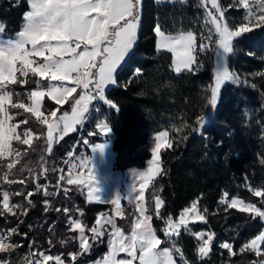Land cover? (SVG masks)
Returning a JSON list of instances; mask_svg holds the SVG:
<instances>
[{
	"label": "trees",
	"instance_id": "trees-1",
	"mask_svg": "<svg viewBox=\"0 0 264 264\" xmlns=\"http://www.w3.org/2000/svg\"><path fill=\"white\" fill-rule=\"evenodd\" d=\"M201 2L143 0L138 44L127 59L126 67L118 71L116 85L105 90V99L111 100L119 111L104 101H97L95 111H89L83 126L54 143L51 151L46 143V125L33 115L23 118L31 122L28 126L34 128V135L30 145L14 140L13 147L21 155L13 159L17 163L9 180L17 183L5 181L13 192L24 193L23 196L15 194L13 199V204L23 207L14 209L16 215L0 216V231L18 228L12 243L15 245L13 252L22 264L25 260L30 264L27 259L32 244L64 242V236H68L66 219L69 216L81 218L88 229L95 226L99 214L114 216L112 203L90 201L79 186L59 180L65 174L63 163L68 154L76 151L90 131L96 133L97 125L103 120L116 140L114 166L118 169L144 167L152 157L150 137L163 130L170 132L172 146L162 151L161 178L157 180V184H162L164 204L161 214L165 218L176 216L197 201L207 221L193 222L191 233L181 231L177 236L178 247L187 264L264 262V242L259 256L245 249L264 230V221L221 204L222 199L230 201L236 197L245 201L257 198L264 203V197L254 195L255 190L264 191V75H257L264 73V27H253L252 31L233 38L234 51L228 56V66L241 83L228 81L224 84L213 122L198 133L197 118L207 113L211 98L218 39L207 15L209 9L202 7ZM258 4L259 1H255L254 8ZM219 5L229 27L234 30L232 26L235 25L236 29L247 9L236 5L235 0H219ZM29 10L27 0H0V23L8 37L16 36L22 30L24 14ZM157 26L166 34L191 31L196 35L193 71L176 73L173 54L157 50ZM201 44L206 47L201 48ZM73 97L75 95L66 102L70 109ZM94 140L101 141V137L94 136ZM9 160L8 157L0 159L2 181ZM20 180L24 183H19ZM37 183L48 187L37 191ZM45 191L54 194L45 196ZM64 208L69 212H63ZM155 223L166 226L162 219ZM108 229L111 231V226ZM196 232L214 233L209 254L203 259L198 253L200 241L194 235ZM226 242L232 244L231 252L221 248L220 245ZM97 245L96 252L93 255L91 252L80 262L91 264L103 257L108 251L106 236L97 240L91 250ZM176 258L182 264L179 255L176 254Z\"/></svg>",
	"mask_w": 264,
	"mask_h": 264
},
{
	"label": "snow or ice",
	"instance_id": "snow-or-ice-1",
	"mask_svg": "<svg viewBox=\"0 0 264 264\" xmlns=\"http://www.w3.org/2000/svg\"><path fill=\"white\" fill-rule=\"evenodd\" d=\"M208 0H202L201 6H206ZM31 10L24 14V24L22 30L15 36L4 38L3 25H0V158L21 155V152L13 147L12 140L18 141L22 145H30V140L34 135V128L29 127L30 121L23 119L21 124L25 125L17 133V125L8 126L9 120L13 117L9 114L8 105L13 109H22L24 113H31L37 121L46 125V143L48 151H51L53 141L63 138L69 132L76 131V125H80L85 119V114L89 112V105L92 101H104L112 109L119 111L117 106L111 101L105 99V88L107 85L116 84L117 70H123L127 65L126 57L130 58V53L137 41V29L140 24L141 0H27ZM211 6L219 16L214 15L211 11L207 13L210 22L215 27V33L218 36L216 40V57L217 66L215 70V82L211 87V98L208 101L211 109H216L218 97L221 94V85L230 81L233 84L241 83L240 78L229 71L226 63L227 55L233 53V38L241 37L242 34L252 31L253 27H264V0H260V14L256 15L250 6L249 0H235L236 5H242L247 9V14L241 21L239 29L230 30L228 24L223 23L224 14L221 11L217 0H210ZM18 6V5H17ZM255 20L256 23L249 27V24ZM247 21L248 23H244ZM158 37L161 38L158 47L166 48L174 54L173 67L176 73L183 70L193 71V65L196 63V57L193 54L196 51V36L193 32L188 31L178 36H166L160 26L155 28ZM211 33V30H209ZM211 39V34H209ZM31 47H28V46ZM206 45L201 44V48ZM31 57H41L43 62H37ZM67 57V58H65ZM95 69L96 71H93ZM139 71V70H137ZM19 73V77L17 76ZM32 77L43 78L49 81L45 86L41 80L23 79ZM264 75V73H257ZM71 82L75 86H67L64 82ZM51 82H60L54 84ZM34 83L36 90L27 92L26 98L31 104H26L20 99L21 94L11 89L10 85ZM91 86V87H90ZM46 90H43L45 89ZM77 87L82 88V93L78 98L73 97L71 104V113L62 111L57 115L58 109L44 111L41 110L42 102L45 96L55 101L56 105H63L76 93ZM255 88V85H252ZM14 97L16 99L14 100ZM45 112H49L51 118L49 121ZM22 115V113H17ZM212 112L200 115L197 123L203 127L205 124L212 123ZM101 133L108 134L111 132L108 123L98 124ZM44 133L41 132V135ZM186 138V137H185ZM155 148L153 149V167L149 168L147 173H134L140 177V195L139 200L143 201V189L146 187L148 180L160 172L159 152L162 147H171L168 141V132L162 131L155 138ZM85 143H88L85 141ZM95 149L103 154L105 145H96ZM24 155H27L25 152ZM69 157L72 153L68 154ZM43 159V158H42ZM79 167L87 168L89 160L80 158ZM17 161L12 160L7 163L8 171L4 172L2 179L10 184L17 183L16 180H9V174L15 167ZM70 164L69 175H61L60 181H66L68 185H84L89 188L88 198L104 202H112L116 205L117 215H121L120 196L114 200H102L98 195L99 189L96 183V177L89 172L85 177L76 171L77 165L71 161H65ZM264 163V161H262ZM55 171V169L53 170ZM71 173H75L72 175ZM38 179V177H36ZM19 183H24L20 180ZM47 185L36 184L37 191L47 189ZM59 187V185H57ZM67 193V189L64 190ZM16 195L23 196V192H17ZM54 193L45 191V196ZM12 194L4 190L0 192L2 198V207H0V216L8 213L16 215L14 209L22 208V204L10 203ZM32 195V193H28ZM256 197H264V191L255 190ZM227 197L228 193L225 192ZM31 201H29V204ZM221 204H227L228 207H239L242 212H251L255 216L264 219V211L257 208L254 204L244 203L243 200L231 199L230 203L226 199L221 200ZM163 201L160 197L155 200V214L165 221L167 227L164 235L169 240L179 235V230L189 231L187 227L188 219L206 221V216L198 210L197 202H193L190 207H185L180 213L179 222H173L172 217H163L160 209ZM61 211V209H56ZM140 218H138L132 228L131 234L126 236L119 227H117L113 218L107 216L97 219L95 226L91 227V240H99L107 233L110 238V250L104 258L103 264H133L139 261V264H176L173 254L179 255L182 264H187L184 260L183 253L179 247L163 248L160 250L161 239L156 235L150 221L151 215H146V209L143 204L139 205ZM207 212V210H204ZM63 212H69L64 208ZM26 214V213H25ZM191 214V216H189ZM73 230L79 231L80 252L78 255L88 253L92 244L89 237L85 235V225L79 220L72 219L69 221ZM111 226V231L106 227ZM18 228L12 227L0 232V253H10L15 245L11 242V236L17 234ZM196 238L200 241L198 253L203 259L207 257L210 251V244L213 241L214 233L196 232ZM264 242V232H261L255 239L251 240L245 246L246 250L254 251L258 256L261 255L260 244ZM221 248L232 250L231 243H222ZM127 253L130 259L117 260L118 253ZM139 252V255H137ZM73 261L77 256H72ZM55 261V264H63L61 256L39 254L37 264ZM0 264H8L7 261L0 260ZM96 264H101L97 261ZM264 264V262H261Z\"/></svg>",
	"mask_w": 264,
	"mask_h": 264
},
{
	"label": "rangeland",
	"instance_id": "rangeland-1",
	"mask_svg": "<svg viewBox=\"0 0 264 264\" xmlns=\"http://www.w3.org/2000/svg\"><path fill=\"white\" fill-rule=\"evenodd\" d=\"M255 1H259V4H260V0H249V3H250V6L252 7L254 13L256 15H259L260 14L259 4H258L257 8H254ZM217 3L219 5V0H217ZM142 5H143V0H141L140 22H141V18H142ZM206 6L208 7L209 11H211L214 15H216V16L220 15L219 12H217L215 9L212 8L210 0H208ZM220 8L224 14V10L222 9L221 6H220ZM30 10H31V6H30ZM222 22L227 24L225 15H224ZM245 23H248V22L246 21ZM255 23H256V21L253 20L252 23L249 24V27H251V25L255 24ZM0 25H3V24L0 23ZM240 25L236 29H239ZM139 28H140V24H139V27L137 29V41H136L135 45L133 46L132 52L129 55L133 54L135 46L138 44ZM3 29H4V32H3L4 38L5 39L9 38L7 36V31H6L4 26H3ZM230 30H232V29L230 28ZM165 35L170 36V37H175V36H178L179 34L171 35V34L165 33ZM13 37H15V36H13ZM160 40H161V38L157 36V50L158 51H168L166 48L158 47ZM28 47H31V46L29 45ZM168 52H170V51H168ZM228 56H229V54L227 55V58H226L227 65H228ZM31 58L36 60L37 62H43L41 57H31ZM65 58H67V57H65ZM173 58H174V54H173ZM125 59L127 61L128 57H126ZM216 66H217V57L215 58L214 82H215ZM119 70L120 69L117 70V73ZM93 71H96V70L93 69ZM229 71H230V69H229ZM117 73H116V75H117ZM17 76L19 77V73H17ZM23 79L41 80L45 86L49 83V81L44 80L43 78L32 77L31 74H29L28 78H23ZM51 83L58 84L60 82H51ZM64 83L67 86H75L71 82H68V81H65ZM224 84L221 85V92H222ZM115 85L116 84L107 85L105 90L107 88L115 86ZM213 86H214V83H213ZM9 87L11 89H13L15 92L20 93L21 94L20 99L24 100V102L26 104H29V105L31 104V102L27 100L25 94L31 90H36V85L34 83L10 85ZM43 90H46V87ZM82 91H83L82 88L77 87L76 93H73V95H75V98H78L79 94H81ZM220 98H221V94L218 97L217 107H218ZM15 99H16V97H14V100ZM96 102L97 101H95V100L92 101V103L89 105V111H91V110L95 111ZM7 107L9 109V114L13 117L11 120H9L8 126H11L12 124H16L17 125V133H19L21 131V129H23L20 121L23 120V118L26 117L27 115H32V114L31 113H24L22 109H13V108H11L10 105H8ZM217 107H216V109H211L210 105L208 107L207 113L209 111L212 112V114H213L212 120H214V118H215ZM45 108H47L49 111L53 110V109H58V111H57L58 116L62 114V111H68L69 113H71V109L68 106H66V102L63 105H56L55 101L51 100L50 97H47V96H45L43 99L41 110L44 111ZM17 113H22V115H17ZM88 113H86L85 116H87ZM45 115L48 116L50 122L52 119H54V118L50 117L49 112H45ZM20 118H22V119L20 121H17ZM102 123H106V121L103 120L100 124H102ZM209 124L210 123L205 124L203 127H201L199 125V129L197 132L202 133L203 129ZM79 126L82 127L83 122L80 125H76V130L78 129ZM97 129H98V131L96 133H94L93 131H90L89 136H84V138L82 139V141L79 144L76 151L74 153H72V156L68 157L65 161L70 160L71 163L76 164L77 165L76 171L78 173H81L83 176L87 177L89 172H91V175L93 177H96V181L93 180L91 183H93V184L96 183V186L99 189L97 195L102 200H109V199L114 200L116 198V196L121 197V199H120L121 215H117L116 205L109 201L110 203L113 204L114 216H111L107 213L106 214L104 213V214H99L98 219H101L102 217L107 216L109 218H113L115 223H116V218H117L118 223H119L117 227H119L121 229V231L126 236H128L131 234L132 228H133L136 220L138 218H140L139 205L143 204L145 209H146L145 214L152 216V220L150 221V223L152 225L153 230L156 232L157 237L159 239H161V241H162L160 246H159V249H157V250H160V249H163L166 247L171 249L173 247L174 242H175V246L178 247L177 236L172 237L171 240H169L167 237H165L164 230L167 227V225L166 226H164V225L157 226L155 223V220H161V218L157 217L155 214V200L157 197H160L162 199V197H161L162 184H161V182L157 184V182H158L157 180H159L161 178V171H162L161 154H162V151L168 147L165 146V147H162L160 149V152H159L160 172L157 173L156 175L152 176L151 179L148 180L146 187L143 189V195H144L143 201L138 199V197L140 195V183H141L140 177L138 175L134 176V173H140V172L147 173L149 168L153 167V149L155 148V143H156L155 138L159 135L160 132L152 135L149 139V148L152 151V157L147 161V163L144 167H142V168L132 167V168H127V169H120V168L118 169V168H115V166H114V157H115L114 146L116 143L115 138L111 135V132L108 134H105V133H101L99 128H97ZM163 131L168 132V141L171 142L170 132L168 130H163ZM73 132H69V133H73ZM94 136L101 137V141L100 140L99 141L94 140ZM60 139L61 138L54 140L52 147H53L54 143H57V141H60ZM85 141H87L88 143H85ZM13 142H14V140H12V145H13ZM100 144L105 145V150H104L103 154H101L98 150L95 149V146L100 145ZM77 157L87 158L89 160L88 167L87 168L79 167L80 160L77 159ZM8 158L13 160V159H15V156H10ZM11 160H9V162ZM63 165H64V173H65L64 175L65 176L69 175L70 173H69L68 169L71 165L66 164L65 162L63 163ZM71 174L75 175V173H71ZM9 186L10 185H8L7 182L2 181L0 179V192H2L4 190L9 191L12 194L10 196V203H13L15 192H13ZM79 187L82 190V192L86 195L87 199L90 200L88 198L89 188H88L87 184L79 185ZM233 199H239V200H243L244 203L254 204L257 208H260L262 211H264V203L261 199L258 200L257 198H254V199H250L248 201H245L244 199L239 198V197H236ZM90 201L98 202V203H107V202L96 200V199H91ZM162 201H163V199H162ZM195 202H197V201H195ZM229 203H230V201H229ZM191 204H190V206H191ZM190 206H188V207H190ZM0 207H2V198H0ZM162 207H163V205H162ZM162 207L160 209V212L162 210ZM236 208L239 209V207H236ZM198 210L200 211L199 207H198ZM182 211H180V213ZM180 213L176 216H172L173 222H179ZM200 213L202 214L201 211H200ZM246 213L255 216L254 213H251V212H246ZM80 215H81V213H80ZM189 216H191V214H189ZM77 217H79V215ZM255 217H257V216H255ZM72 219L79 220L83 225L86 226L85 222L83 220H81V218L69 216V218L66 219L67 223H68L67 232L69 234L67 233L66 235H68V236H64V238H63L64 242H62L61 244H55L53 241H49L47 244H43V245L32 244L31 250L29 251V259H27L28 261H30V264L37 263L40 253H43L46 255H52L53 257L59 255V256H61V258L63 260V264H84V262H80V261H83V259H84L83 257H88V256H90L91 252H92V255L96 252L97 248H99V245H97L96 248H94L93 250H90L86 254L78 255V253L80 252V244H79L80 236H79V231L73 230L69 224V221ZM261 220L264 221V219H261ZM193 222H202V221H198V220L194 221L192 219H188V224H187V227L189 228V231H187L188 233H191L190 224ZM106 227L108 228L109 226L106 225ZM2 231L3 230H1L0 232H2ZM181 231H184V229L181 228L179 230V234L181 233ZM71 232H72V235L70 234ZM262 232H264V230ZM85 235L89 237L88 242L90 244H92V248H93L95 246L96 241L93 242L91 240L92 234L87 227H85ZM14 236L15 235L11 236V242L14 240ZM105 236H106V243L108 245V251L104 254L103 257H101V258H99V260H97V261H100L101 264H103V260L108 255L109 250H110L109 235L106 233ZM262 243L263 242H261V244H260V248H261ZM77 248L79 249V251L76 250ZM73 255L77 256L76 261H73V259H72ZM137 255H139V252H137ZM81 256H82V258H81ZM173 258L176 261V264H181L178 261V259L176 258L175 253L173 254ZM116 259L117 260H119V259H130V257H128L127 253L121 252V253L117 254ZM0 260L7 261L8 264H22V262L20 261V259L17 256V254H15L13 251H11L10 253H0ZM97 261H95L94 263H91V264H96ZM24 263L26 264V260ZM45 264H55V261L53 260V261L45 262ZM133 264H139V261L138 260L134 261ZM255 264H260V263L257 262Z\"/></svg>",
	"mask_w": 264,
	"mask_h": 264
}]
</instances>
